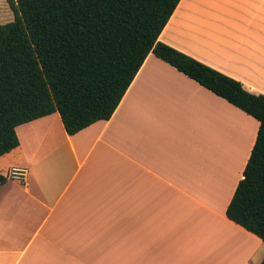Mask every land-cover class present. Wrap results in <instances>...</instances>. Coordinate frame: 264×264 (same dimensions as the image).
I'll return each mask as SVG.
<instances>
[{
	"label": "crops",
	"instance_id": "0c3cea01",
	"mask_svg": "<svg viewBox=\"0 0 264 264\" xmlns=\"http://www.w3.org/2000/svg\"><path fill=\"white\" fill-rule=\"evenodd\" d=\"M158 39L264 94V0H179ZM259 122L149 52L109 119L58 111L0 155V264H259L226 216Z\"/></svg>",
	"mask_w": 264,
	"mask_h": 264
},
{
	"label": "trees",
	"instance_id": "16d2710c",
	"mask_svg": "<svg viewBox=\"0 0 264 264\" xmlns=\"http://www.w3.org/2000/svg\"><path fill=\"white\" fill-rule=\"evenodd\" d=\"M0 23V155L16 126L58 111L68 134L109 119L149 52L254 117L226 216L264 243V94L160 41L179 0H6ZM7 179L0 173V184ZM259 264H264V258Z\"/></svg>",
	"mask_w": 264,
	"mask_h": 264
},
{
	"label": "built area",
	"instance_id": "2783aa9c",
	"mask_svg": "<svg viewBox=\"0 0 264 264\" xmlns=\"http://www.w3.org/2000/svg\"><path fill=\"white\" fill-rule=\"evenodd\" d=\"M5 175L8 179L25 182L28 176V169L24 166H12L5 172Z\"/></svg>",
	"mask_w": 264,
	"mask_h": 264
},
{
	"label": "rangeland",
	"instance_id": "374dc122",
	"mask_svg": "<svg viewBox=\"0 0 264 264\" xmlns=\"http://www.w3.org/2000/svg\"><path fill=\"white\" fill-rule=\"evenodd\" d=\"M13 13L6 2V0H0V23L12 20Z\"/></svg>",
	"mask_w": 264,
	"mask_h": 264
}]
</instances>
